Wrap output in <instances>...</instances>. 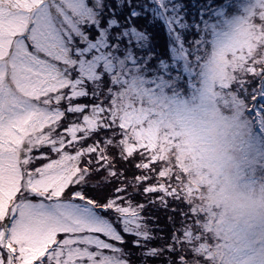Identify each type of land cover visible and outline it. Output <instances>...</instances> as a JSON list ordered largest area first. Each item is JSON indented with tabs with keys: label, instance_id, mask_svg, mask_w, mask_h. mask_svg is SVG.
Returning a JSON list of instances; mask_svg holds the SVG:
<instances>
[{
	"label": "snow or ice",
	"instance_id": "6c2138e0",
	"mask_svg": "<svg viewBox=\"0 0 264 264\" xmlns=\"http://www.w3.org/2000/svg\"><path fill=\"white\" fill-rule=\"evenodd\" d=\"M196 110L264 178V0H0V264H264V219L188 198Z\"/></svg>",
	"mask_w": 264,
	"mask_h": 264
},
{
	"label": "clouds",
	"instance_id": "9594fccd",
	"mask_svg": "<svg viewBox=\"0 0 264 264\" xmlns=\"http://www.w3.org/2000/svg\"><path fill=\"white\" fill-rule=\"evenodd\" d=\"M191 123L197 128H206L207 140L189 141L185 133V122L173 119L172 127L161 129L164 135L172 136L175 149L171 155L178 157L191 189L188 198L210 213L209 221L264 219V178L258 174L254 182L240 181L227 163L216 159L213 147L226 134L219 127L211 111L196 110L190 114ZM215 227V223L213 224Z\"/></svg>",
	"mask_w": 264,
	"mask_h": 264
},
{
	"label": "trees",
	"instance_id": "16d2710c",
	"mask_svg": "<svg viewBox=\"0 0 264 264\" xmlns=\"http://www.w3.org/2000/svg\"><path fill=\"white\" fill-rule=\"evenodd\" d=\"M157 215L160 217V219H159V221H158L159 224H165V223L167 222V216H166V213H165V210H164V209H161V210L157 213ZM157 231H158V229H157ZM154 243H156V244H160V243H162V242H161V241H155Z\"/></svg>",
	"mask_w": 264,
	"mask_h": 264
}]
</instances>
